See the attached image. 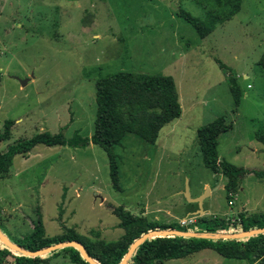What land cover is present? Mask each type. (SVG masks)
<instances>
[{
  "label": "rangeland",
  "instance_id": "rangeland-1",
  "mask_svg": "<svg viewBox=\"0 0 264 264\" xmlns=\"http://www.w3.org/2000/svg\"><path fill=\"white\" fill-rule=\"evenodd\" d=\"M231 8L220 11L211 0H0V131L7 120L15 122L0 152L45 131L90 137L96 82L121 70L172 75L183 109L157 142L128 133L113 146L121 189L113 187L109 156L99 145L39 144L27 159L17 154L0 177L1 227L11 239L33 230L39 210L49 236L74 228L115 241L124 234L120 205L199 229L190 226L197 216L181 215L190 203L187 185L195 197L205 183L214 188L212 195L206 189L200 194L207 195L205 207L212 206L209 216L230 219V230H241L233 224L238 210L264 213V144L258 138L264 134V0H242L241 9L205 37L184 15L210 21ZM234 77L242 92L238 106ZM223 115L233 127L218 137L220 158L245 170L234 205L222 188L225 175L205 165L197 136L199 127ZM43 264L74 263L62 252ZM158 264L249 262L205 248Z\"/></svg>",
  "mask_w": 264,
  "mask_h": 264
},
{
  "label": "trees",
  "instance_id": "trees-1",
  "mask_svg": "<svg viewBox=\"0 0 264 264\" xmlns=\"http://www.w3.org/2000/svg\"><path fill=\"white\" fill-rule=\"evenodd\" d=\"M219 10L231 5L229 11L223 10L220 15L210 21L196 18L188 13L185 17L195 26L200 36H207L216 26L231 18L241 9L242 0H211ZM264 67V55L261 59ZM2 72L0 71V81ZM231 90L235 99V105H240L242 92L236 78L231 79ZM180 93L175 78L172 75L151 74L143 72L121 70L107 74L96 82V108L94 113V126L92 134L84 137L78 132L71 138L65 137L62 132L52 134L49 131L37 133L32 138L21 139L11 144L5 152H0V177H3L10 169L13 158L17 154L25 157L39 144L47 146L69 145L73 147H86L90 143L99 145L105 149L109 156L110 175L113 187L121 189L119 176V163L117 155L113 151L114 145H120L128 133L142 136L149 142L155 143L165 125L178 120L182 115ZM14 120L5 122L3 131H0V144L11 138V129ZM232 123L227 121V116H220L210 123L198 128L197 136L205 165L214 173L227 177L225 191L228 200L241 188V181L245 172L243 167L221 159L218 150V137L221 133L232 129ZM264 144V134L258 136ZM34 223L33 230L21 239H12L21 246L37 250L54 243L66 240H79L89 253L100 264H120L131 244L145 232L155 228H177L181 230H194L197 232L217 233L224 230L229 233L232 224L230 219L219 216L200 215L190 226L199 229H191L180 222L161 223L151 220L147 216L135 215L123 206L116 208L119 218L118 226L124 229V234L115 241L93 239L79 234L74 228L66 232L49 236L43 222L41 212ZM3 216L0 209V221ZM235 228L241 230L264 227V213H249L242 211L238 214ZM235 232V231H233ZM205 248H213L221 255L228 258L245 259L249 264H264V233L242 239H211L199 237H155L146 240L134 252L129 264H158L169 259H178ZM67 252L74 264H89L74 247L58 249L48 256L30 257L13 251L0 241V263L15 260V264H43L52 257Z\"/></svg>",
  "mask_w": 264,
  "mask_h": 264
},
{
  "label": "water",
  "instance_id": "water-1",
  "mask_svg": "<svg viewBox=\"0 0 264 264\" xmlns=\"http://www.w3.org/2000/svg\"><path fill=\"white\" fill-rule=\"evenodd\" d=\"M22 85H26L30 78L21 79L20 80ZM186 195L188 196L189 200L192 202H196L199 206L198 210L193 212L191 216H200L205 214L204 209V199L205 195H201L196 198L190 197L189 186L186 187ZM264 233V227L253 228L250 230H240L232 233L222 234V232L217 233H210V232H197L194 230H181L177 228H155L151 229L144 234H142L139 238H137L129 247L126 255L120 262V264H129V260L131 259L132 255L136 251V249L144 243L146 240L155 238V237H169V236H183V237H199V238H211V239H242L251 237L254 235H258ZM0 241L10 248L13 251L19 252L26 256L30 257H42L44 255L50 254L58 249L66 248V247H74L81 252L82 257L89 263V264H100L87 250L86 246L79 240H66L61 241L58 243L51 244L49 246L37 249V250H30L27 249L20 244L14 242L8 234H6L2 227L0 221Z\"/></svg>",
  "mask_w": 264,
  "mask_h": 264
},
{
  "label": "crops",
  "instance_id": "crops-1",
  "mask_svg": "<svg viewBox=\"0 0 264 264\" xmlns=\"http://www.w3.org/2000/svg\"><path fill=\"white\" fill-rule=\"evenodd\" d=\"M179 90V89H178ZM18 122H19V120H17ZM16 121V122H17ZM177 121V120H176ZM14 125H15V123H14ZM13 125V126H14ZM30 156V153H29V155L27 156V157H25L26 159L28 158ZM224 178H225V180L223 179V182H224V184H223V186H222V188L225 190V184H226V182H227V178L224 176ZM187 186H189V185H187ZM207 190L208 191V195H212V193H213V191H214V188H212L211 186H210V184L209 183H205L204 184V186H203V189H202V191L200 192V194L202 193L203 194V191L204 190ZM189 192H190V188H189ZM179 193H183V191H181V192H179ZM200 194H198V195H196L195 197L194 196H192L191 195V193H190V197H194V198H196V197H199V196H201ZM207 197V195L205 196V198ZM230 200H228V202H229ZM232 201H233V204H229V205H234L235 204V201L232 199ZM189 202L190 203H188L189 205L187 206V207H184V214H182L181 215V217H189V216H191L192 214H193V212H195V211H197L198 210V208H199V206H198V204L196 203V202H192L191 200H189ZM186 206V205H185ZM204 209H205V211H206V213H207V215H214L213 213V209H212V206H210V207H205V199H204ZM247 209L244 207L242 210H238L237 212L238 213H240V212H242V211H246ZM237 213V214H238ZM206 215V214H205ZM181 217H179V218H181ZM230 232H232V231H230ZM203 250V249H202ZM201 251V250H200ZM242 260H245V259H242Z\"/></svg>",
  "mask_w": 264,
  "mask_h": 264
},
{
  "label": "built area",
  "instance_id": "built-area-1",
  "mask_svg": "<svg viewBox=\"0 0 264 264\" xmlns=\"http://www.w3.org/2000/svg\"><path fill=\"white\" fill-rule=\"evenodd\" d=\"M229 204H233V201L230 200V201H229ZM191 221H192V220H191ZM183 223H185V221H184ZM231 229H232V228H231ZM10 261H11V260H8V261L2 262V263H0V264H15V260H14V259H12V261H13L14 263H10Z\"/></svg>",
  "mask_w": 264,
  "mask_h": 264
},
{
  "label": "bare ground",
  "instance_id": "bare-ground-1",
  "mask_svg": "<svg viewBox=\"0 0 264 264\" xmlns=\"http://www.w3.org/2000/svg\"><path fill=\"white\" fill-rule=\"evenodd\" d=\"M229 233H230V232H229ZM222 234H224V235H225V234H227V233H224V232H222Z\"/></svg>",
  "mask_w": 264,
  "mask_h": 264
}]
</instances>
